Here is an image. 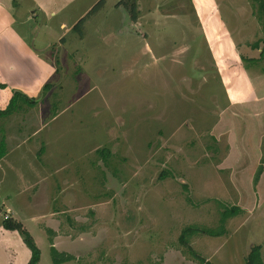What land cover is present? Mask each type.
I'll use <instances>...</instances> for the list:
<instances>
[{
  "label": "rangeland",
  "instance_id": "rangeland-1",
  "mask_svg": "<svg viewBox=\"0 0 264 264\" xmlns=\"http://www.w3.org/2000/svg\"><path fill=\"white\" fill-rule=\"evenodd\" d=\"M24 1L13 0L12 29L38 50L49 45L37 59L49 58L57 71L21 72L19 83L39 91L36 105L0 119V140L24 139L38 166L0 172V218L9 202L20 211L38 264H53L49 235L29 213L61 211L64 198L72 216L64 217L70 230L57 250L74 259L62 264H198L178 243L182 229L217 228L232 206L241 212L225 222L224 235L195 236L190 247L211 264H245L259 245L264 264V170L254 183L264 159V0H121L119 12L117 0H107L62 37L57 20L95 0H75L47 24ZM67 1L52 0L53 9ZM223 37L251 78L234 77L250 82L236 104L214 61L211 43L222 50ZM38 174L31 209L26 186ZM17 245L10 255L24 257L14 254Z\"/></svg>",
  "mask_w": 264,
  "mask_h": 264
},
{
  "label": "crops",
  "instance_id": "crops-1",
  "mask_svg": "<svg viewBox=\"0 0 264 264\" xmlns=\"http://www.w3.org/2000/svg\"><path fill=\"white\" fill-rule=\"evenodd\" d=\"M74 1L75 0H68L67 3L63 5L62 7H57L53 9L52 0H25L24 2L30 5V7L27 10L31 12L30 13L28 12V13L32 14V16L26 15L27 17H25V20L27 19L29 20L30 16L34 19L36 16V15L34 16V14L39 12L41 15H43L44 17L43 21H45L47 24L48 21L50 22L53 18H56L59 16V14L63 13L64 10L72 6ZM100 1L101 0H95L94 3L89 5L86 9L78 13L76 16H73V17L65 16L63 20H60V21H58L59 20L58 19L57 26L54 25L53 23V27L56 26L59 30H64L63 33H60L62 37L64 33H68V31L72 29L74 25L78 23L80 20L83 19L84 21V19L86 18V15L89 14L90 10ZM120 1L121 0H117V2L113 4V10H116L117 12L120 11L121 6L120 4H118L120 3ZM12 3H14L13 0H0V111L5 110L6 107L8 106L9 101L12 97V91H19L23 93L24 95L28 96L29 98H35L39 95L38 90L35 91V89H32L33 88L32 84L27 85V86H25V84L21 85L19 83V80H20L19 76H22L25 72H42V71L50 72V76H51L52 75L51 73L54 72L56 69L53 66V63L49 58L45 59L46 60L45 63L42 62L43 60L40 61L39 59H37L39 56H41L39 51H42V52L49 51V45H44V48L42 50H38L35 48L33 44L32 46L34 47L29 46L27 41L22 39L21 34L12 29V26L16 24V20L18 19L14 15V7L12 6ZM104 3L107 4V0H104ZM67 4H69L70 6ZM108 8L109 7H107L106 9ZM216 12L217 10H214L213 13H216ZM105 18H108V17H105ZM201 20L202 19L199 18V21ZM105 22L109 23V21H107L106 19H105ZM132 24L133 23L131 21V25ZM213 24L215 26L219 25L224 28V25L223 23H221L220 20H217L216 24L213 22ZM40 27L41 25L39 26L38 30H36V32L41 30ZM9 31L11 32L12 35L9 33ZM223 38L226 39L225 40L226 43L223 42L225 47L222 50L218 49L216 45V43L219 41H215L214 43H211V45H213L214 61H215L216 67H219L218 65L219 63H221V68L223 71V72H220L222 75V78H221L222 83L224 85V88L227 91L232 92L233 97L232 98L230 97L231 103L236 104L238 99L243 98V94H244L243 88L249 86L250 84V82H246V84H241V82L242 81L245 82V80H249L251 78L247 74V72L238 71V70H241L240 69L241 66H239L237 62L235 63V52H234L236 51L235 46L233 45V42L229 37L228 38L223 37ZM34 42H36V44L38 45H41L40 39L35 38ZM223 44H220L219 48ZM215 46L217 47L216 51L214 50ZM30 47L32 48V50ZM219 50H221L222 52ZM224 51L226 52L223 53ZM37 52L39 53V56ZM26 55L31 58L29 60H32L30 61L32 62V65H30L31 69L29 70H27L26 65L23 63V60L25 59L24 56ZM7 57L12 61H8ZM219 58H222V60H218ZM35 61H37L39 64H35ZM228 64H231L234 72L230 68L227 69V67L230 66ZM21 72H22V75H21ZM239 74L248 75L249 77L244 76V78H242L241 76H239L241 77V82L234 81L235 79L234 77L238 76ZM239 77H236V78H239ZM42 84L40 86H42ZM253 92H256V90H254ZM21 107L17 109L16 111H14L13 113H11L10 115H8L7 117H3L0 119L3 121H5L6 119L8 120L11 115L17 114L20 111ZM33 107H28V108H33ZM13 137L14 139L12 138L6 139L4 137L2 138L6 145V153L0 159V172L14 173L19 168V166H23L24 164H27L30 168H33L34 171H36L37 173L38 168H36L37 166L36 162L28 159V157L31 156L30 151L26 148H23V146L25 145V143L23 142L24 139L21 140L20 137H17L15 135H13ZM13 142H16V144L11 145ZM40 181H41V176L38 174L35 180H29L27 182L26 187L27 189L31 190V195H30L31 201H27V203H28V206L31 205V209H32V206L35 205V196L37 195L36 188L38 187ZM8 198H11V196ZM7 206L8 207L6 208V211H5L6 213L5 218L16 220L20 222L25 228V222H24L22 215L20 214V211L16 209L12 210L13 208H10L11 207L10 202L9 204H7ZM67 207H68L67 200L66 198H64L61 211L42 214V213H36L32 209L31 213H29L30 214L29 221L31 223L37 224V226L39 225L40 227L42 226V228L45 227L44 228L45 230L47 229L52 232V242H53V246L56 249L58 248L59 244H61L62 237H65L69 234L70 228L66 226V223L64 222V217L66 218L69 213L72 216V207H68V208ZM64 214L65 216H63ZM5 218L4 217L0 218V255L2 253L6 255H5V258H0V260L1 259L5 260L4 264H16L17 260H18L17 264L19 262H22V264H27L30 258V251L25 247L19 234L16 231H7L3 229L2 221ZM15 233L17 234V236ZM12 242L18 243L17 245L18 248L15 250L14 254L16 253V251L18 253L21 252V256H24V257H20L17 254H15L14 256L10 255L9 250H10V245L12 244ZM21 247L22 249L20 251ZM0 264H3V262L0 261Z\"/></svg>",
  "mask_w": 264,
  "mask_h": 264
},
{
  "label": "trees",
  "instance_id": "trees-1",
  "mask_svg": "<svg viewBox=\"0 0 264 264\" xmlns=\"http://www.w3.org/2000/svg\"><path fill=\"white\" fill-rule=\"evenodd\" d=\"M104 0H101L97 6V4L90 10V12L96 11L97 9L101 8L103 5ZM97 6V7H96ZM259 12L261 13V24L262 29L264 30V3L262 1H259L258 6ZM89 12V13H90ZM132 21H134V17L131 18ZM83 22V19L80 20L78 23L74 25L72 28L74 31L78 30V27ZM79 35L82 36L79 32ZM253 49H257V46H253ZM262 55V52L260 53ZM243 62L246 61H253L254 60H245V58H242ZM49 87V84L46 83L43 86V89H46ZM22 105H25L27 107H33L36 105L35 98H29L28 96L24 95L23 93L19 91H12V97L9 101L8 106L5 110L0 111V118L7 117L17 109H19ZM6 153V145L3 139L0 140V159L5 155ZM264 170V159L261 161L255 176H254V183H256L263 173ZM241 212V209L237 206H232L230 208L225 207L223 211L220 214V220H219V227L217 228H207V227H199L196 225H189L182 229L179 237H178V243L183 247L187 249V252L190 254L192 259L196 261L198 264H211L208 260L201 257L198 253H196L191 247H190V240L191 238L199 235H206L211 237H218L222 236L226 233V229L224 227L225 222L236 215H238ZM2 227L3 229L7 231H16L25 247L30 251V258L27 262V264H38L40 261L41 252L40 249L37 247V244L31 234L23 227V225L13 219H4L2 221ZM49 235V242H50V253L52 257V263L53 264H62L65 262H70L74 258L72 255L66 253V252H59L54 246L52 242V232L50 230H46ZM260 246L256 245L253 246L246 255L245 264H263L261 255H260Z\"/></svg>",
  "mask_w": 264,
  "mask_h": 264
},
{
  "label": "built area",
  "instance_id": "built-area-1",
  "mask_svg": "<svg viewBox=\"0 0 264 264\" xmlns=\"http://www.w3.org/2000/svg\"><path fill=\"white\" fill-rule=\"evenodd\" d=\"M6 219V218H5Z\"/></svg>",
  "mask_w": 264,
  "mask_h": 264
}]
</instances>
